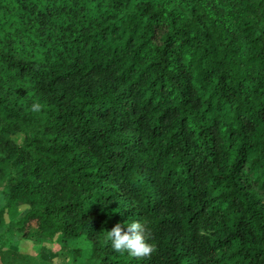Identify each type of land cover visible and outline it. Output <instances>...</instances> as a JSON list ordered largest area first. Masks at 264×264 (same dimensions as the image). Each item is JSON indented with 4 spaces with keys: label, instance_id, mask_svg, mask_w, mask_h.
<instances>
[{
    "label": "trees",
    "instance_id": "1",
    "mask_svg": "<svg viewBox=\"0 0 264 264\" xmlns=\"http://www.w3.org/2000/svg\"><path fill=\"white\" fill-rule=\"evenodd\" d=\"M0 192L1 264H264V0H0Z\"/></svg>",
    "mask_w": 264,
    "mask_h": 264
},
{
    "label": "rangeland",
    "instance_id": "2",
    "mask_svg": "<svg viewBox=\"0 0 264 264\" xmlns=\"http://www.w3.org/2000/svg\"><path fill=\"white\" fill-rule=\"evenodd\" d=\"M16 139L18 142H22L23 140L21 136ZM6 239L11 240L12 248L21 253L36 257L37 261L45 260L48 264H91V261H88L90 246L85 239L70 245L71 248H81L84 250V254L78 257L77 260L67 252L62 251V246L58 242L39 244L35 241L21 239L18 234H7Z\"/></svg>",
    "mask_w": 264,
    "mask_h": 264
},
{
    "label": "clouds",
    "instance_id": "3",
    "mask_svg": "<svg viewBox=\"0 0 264 264\" xmlns=\"http://www.w3.org/2000/svg\"><path fill=\"white\" fill-rule=\"evenodd\" d=\"M32 111L39 112L41 104L33 102ZM147 226L139 220L127 223L123 228L119 223L107 232L111 248L116 252H127L133 257H143L150 255L154 251L152 244L148 242L146 236Z\"/></svg>",
    "mask_w": 264,
    "mask_h": 264
},
{
    "label": "crops",
    "instance_id": "4",
    "mask_svg": "<svg viewBox=\"0 0 264 264\" xmlns=\"http://www.w3.org/2000/svg\"><path fill=\"white\" fill-rule=\"evenodd\" d=\"M5 204H6V201H5L4 195L0 192V209H1L2 207H4ZM1 232H2V231H0V233H1ZM0 264H1V262H0Z\"/></svg>",
    "mask_w": 264,
    "mask_h": 264
}]
</instances>
